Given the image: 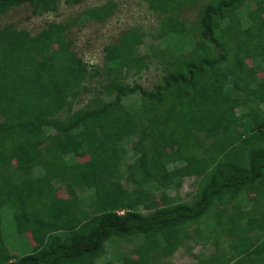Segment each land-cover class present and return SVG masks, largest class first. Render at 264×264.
Instances as JSON below:
<instances>
[{"label": "trees", "instance_id": "1", "mask_svg": "<svg viewBox=\"0 0 264 264\" xmlns=\"http://www.w3.org/2000/svg\"><path fill=\"white\" fill-rule=\"evenodd\" d=\"M144 1L160 14L164 46L152 49L165 69L160 83L126 82L147 67L143 36L132 30L104 46L106 84L79 108L99 71L65 42L70 25L35 34L0 27V264H162L183 239L215 246L195 264H264V0H211L181 33L182 7L193 0ZM23 5L34 15L58 10V0H0V15ZM110 13L105 4L85 17L104 22ZM191 178V200L153 207V189ZM61 187L74 195L55 205ZM6 212L31 253L10 252ZM207 218L208 233L189 234Z\"/></svg>", "mask_w": 264, "mask_h": 264}, {"label": "rangeland", "instance_id": "2", "mask_svg": "<svg viewBox=\"0 0 264 264\" xmlns=\"http://www.w3.org/2000/svg\"><path fill=\"white\" fill-rule=\"evenodd\" d=\"M211 0H193L184 4L180 14L181 26L176 33H181L193 22H196L199 17L200 9L209 4ZM110 5L111 13L104 22L95 20H89L85 17V12L90 8H99L103 5ZM160 14L152 11L144 0H80L78 3H67V0H58V10L55 13H46L42 15H34L29 5H23L19 8L9 10L7 13L0 15V27L5 24L12 23L18 29H24L32 34L40 31L50 22H56L59 24L70 25V30H67L65 42L69 48L76 54L78 58L88 66L89 69H98L99 75L92 79H87L84 83L86 90L81 93L78 99L76 107L85 105L94 95L100 94L103 86L106 84V79L100 71L104 66V46L118 42L120 36L129 31H136L143 36V44L138 48L139 54L143 56L147 63L146 68H142L141 71L136 74H128L126 82L129 84L139 83L145 90L151 89L156 84L160 83L161 77L165 73L163 63L159 58H156L152 54L153 48L164 46V43L158 41L156 38V28L159 26ZM99 22V23H98ZM239 29V23L234 22L230 26V29L226 31L222 30L221 35L224 40L230 37L231 32L235 33ZM180 36L173 35L169 43L171 46L176 47L180 41ZM189 43L190 41L187 40ZM184 53L189 51V45H183ZM248 72L253 74V70L249 67ZM258 76L264 75V71L257 74ZM130 100L128 101V103ZM75 107V108H76ZM131 143V141H130ZM136 142L131 143V149H135ZM177 145H168V150H174ZM103 149L98 147L97 151L101 152ZM72 156V155H71ZM75 158L79 161H86L88 156L75 154ZM136 156L130 158L127 162L130 164L133 162ZM139 158V161H138ZM137 161L140 165H144V159L138 157ZM172 170V169H171ZM197 181L193 178L184 179L179 187L176 188H158L153 189V194L156 198L153 201V207L165 205L166 203L188 201L193 198ZM255 189L251 188L245 192L244 200L247 203L248 196L254 194ZM164 192V195L162 194ZM74 195L73 190L70 187H61L58 189L54 204H61L64 200ZM83 204L85 199L89 198L87 194H81ZM247 199V200H246ZM215 210V208H214ZM139 211L143 212L140 208ZM213 211V209H212ZM227 215H231L230 211L226 212ZM203 222L191 226L188 229L189 234L196 233V229L199 231H208L214 227L213 219H205ZM249 222V221H248ZM250 223V222H249ZM4 237L9 247L10 252L15 256L21 254H29L32 249L26 242L19 240V235L16 234L14 225L9 213L4 215ZM254 234V233H253ZM211 238V237H210ZM209 238V239H210ZM34 235L28 234V240L31 241V245L34 243ZM228 239L224 238L221 241L220 246L227 249ZM214 244L209 242L206 247H203V243H194L188 239H183L181 246L170 257L165 259L162 264H195L203 254L210 253L214 250ZM107 248V246H106ZM110 253V251H108ZM107 253L105 260L110 259V254ZM136 258V256H133ZM114 262L113 264H115Z\"/></svg>", "mask_w": 264, "mask_h": 264}]
</instances>
